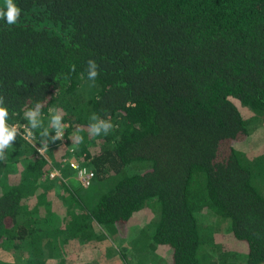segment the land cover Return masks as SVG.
I'll return each instance as SVG.
<instances>
[{
	"label": "trees",
	"instance_id": "16d2710c",
	"mask_svg": "<svg viewBox=\"0 0 264 264\" xmlns=\"http://www.w3.org/2000/svg\"><path fill=\"white\" fill-rule=\"evenodd\" d=\"M13 2L22 10L18 23L0 19L7 123L25 128L24 111L39 102L49 135L35 129L29 142L21 128L4 150L0 264H26L4 257L1 244L42 237L36 222L54 216L57 232L66 231L55 246L78 245L93 239L83 234L89 223L94 231L125 225L149 199L158 203L152 237L167 249L165 264H236L232 256L264 264V155L251 159L237 145L251 134L254 112L264 125V0ZM89 60L98 65L97 89L71 102ZM50 109L67 122L65 145L76 143L75 155L110 182L94 201L95 190L79 200L68 185L61 189L77 200L72 217H83L84 227L62 225L67 196L56 208L45 200L51 169L57 178L74 170L59 167L70 152L52 139ZM92 114L116 127L90 135ZM211 218L226 223H205ZM230 239L240 240L241 253H228Z\"/></svg>",
	"mask_w": 264,
	"mask_h": 264
},
{
	"label": "rangeland",
	"instance_id": "374dc122",
	"mask_svg": "<svg viewBox=\"0 0 264 264\" xmlns=\"http://www.w3.org/2000/svg\"><path fill=\"white\" fill-rule=\"evenodd\" d=\"M97 83L90 81L88 78H83L80 80L79 84L76 86L74 91L70 92L69 99L71 102L77 103L84 99L92 96V92L96 91ZM262 117L259 112H254V115L249 118L248 127L251 130V134L248 137H244L242 142L237 144L239 148L248 154V156L253 159L260 155H264V125L260 122ZM64 130L66 128L67 122L63 121ZM18 129L22 128V133H25V128L22 125L15 124ZM26 134V133H25ZM61 145L65 146V151L70 152L64 154L63 157L66 159L63 161L61 157V162L59 167L63 164L73 161L80 165H86L87 167L93 168L92 166L85 164L82 159L75 155L77 150V145L67 146L65 145L66 139L63 136L59 138ZM42 149V148H41ZM49 156V155H48ZM57 169V167H55ZM73 168V167H72ZM53 168L56 174L49 175V180L51 187L49 190V198H46L49 205L52 208H56L55 202L63 201V198L67 196L68 198V215L63 219L62 225H66L68 229H71L73 223L81 224L84 227L86 223L81 218H73L72 214L75 211V205L77 200L73 196H69V193H64V195L59 194L61 189L65 186H69L74 191L77 199L81 200L80 196L88 195L91 190L94 191V195L91 200H96V189L99 190L108 189L110 182H105L104 178H92L90 184H81L82 174L68 167V174L66 176L59 175L58 169ZM52 170V169H51ZM65 173V172H64ZM59 179L64 180V184L59 181ZM103 183H106L104 186ZM67 194V195H66ZM69 196V197H68ZM67 205V204H66ZM201 214V219H202ZM159 216L158 203L155 199H149L145 207H142L135 211L130 219L125 223V225L113 227L105 225L96 224L98 230H93V223H89L87 226V232L83 231L86 235L85 239L93 238L82 248L75 244V240H70L71 243L64 242L60 245L61 247H56L55 245L61 240L60 233H66V231L57 232L58 221L54 216L41 222H36L34 225L36 230L39 232V227L43 231V236L39 237L37 234L36 238L33 239L32 243L24 239L22 242L12 241L7 239L2 242L1 250L2 254L13 261H22L26 264H165L167 262V249L165 246H160L157 244L152 237L154 226L157 223ZM68 219H73L69 221ZM93 222L91 219L90 222ZM206 221L216 223L224 222L223 220L218 221L216 218H211ZM224 226V227H223ZM221 228H226L225 224ZM49 229H51L49 231ZM59 233V234H57ZM98 238V239H96ZM82 240V239H81ZM236 240V239H235ZM240 241V240H239ZM238 240L233 241L230 239L226 244L229 247L228 253L234 250L242 251V244ZM17 243V245H14ZM54 244V245H53ZM212 252L211 250H209ZM231 255V254H230ZM229 256V255H228ZM231 256L229 257V259ZM231 260V259H230ZM237 261L236 264H244L241 259H237L232 256V262ZM207 264H213L209 261ZM216 264V262H215Z\"/></svg>",
	"mask_w": 264,
	"mask_h": 264
},
{
	"label": "clouds",
	"instance_id": "9594fccd",
	"mask_svg": "<svg viewBox=\"0 0 264 264\" xmlns=\"http://www.w3.org/2000/svg\"><path fill=\"white\" fill-rule=\"evenodd\" d=\"M6 11L0 8V19L6 21L8 25H15L21 15V9L14 4L13 0H5ZM71 70H75V65L71 66ZM87 74L90 81L95 82L98 72V65L94 60H89L87 64ZM41 108L42 105L37 102L34 107L29 108L24 111V118L28 121V125L25 126L24 139L31 142L34 137L33 130L43 128L40 133L42 137H47L49 135L48 128H44L43 120L41 119ZM50 112L54 113L51 116L50 127L56 131V136L52 137L53 140L58 139L63 136L64 124L62 123V113L57 109H50ZM9 118V109L4 106V99L0 97V161H4L7 156L4 154V150L12 146V142L16 139L18 133V127L16 125H9L7 120ZM91 123L89 124V133L93 136H99L101 134L108 135L114 130L116 126L108 119H102L96 114L90 116ZM82 139V138H78ZM47 149V143H44L43 149Z\"/></svg>",
	"mask_w": 264,
	"mask_h": 264
},
{
	"label": "built area",
	"instance_id": "2783aa9c",
	"mask_svg": "<svg viewBox=\"0 0 264 264\" xmlns=\"http://www.w3.org/2000/svg\"><path fill=\"white\" fill-rule=\"evenodd\" d=\"M65 159H66V157H62V160L63 161ZM69 164L74 168L75 171L79 172V174H82V180L80 181L81 184L88 185V184H90L92 178L95 177V172H94V169L93 168L87 167L84 164L83 165H80V164L75 163L73 161H70ZM54 169H56V168H54ZM51 174L54 175V174H56V172H54V170L52 169L51 172H50V175Z\"/></svg>",
	"mask_w": 264,
	"mask_h": 264
},
{
	"label": "crops",
	"instance_id": "0c3cea01",
	"mask_svg": "<svg viewBox=\"0 0 264 264\" xmlns=\"http://www.w3.org/2000/svg\"><path fill=\"white\" fill-rule=\"evenodd\" d=\"M87 242H89V241H87ZM87 242L86 243H82V244H78V247L82 248L83 246H85L87 244Z\"/></svg>",
	"mask_w": 264,
	"mask_h": 264
}]
</instances>
